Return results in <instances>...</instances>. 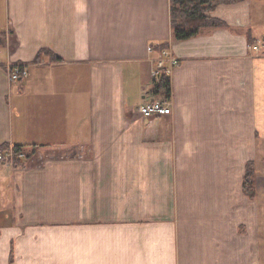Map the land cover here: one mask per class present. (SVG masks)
Masks as SVG:
<instances>
[{
	"label": "crops",
	"instance_id": "crops-1",
	"mask_svg": "<svg viewBox=\"0 0 264 264\" xmlns=\"http://www.w3.org/2000/svg\"><path fill=\"white\" fill-rule=\"evenodd\" d=\"M210 16L175 41L169 0H0V151L25 154L0 163V264H262L264 0ZM163 48L171 114L143 117Z\"/></svg>",
	"mask_w": 264,
	"mask_h": 264
},
{
	"label": "trees",
	"instance_id": "trees-1",
	"mask_svg": "<svg viewBox=\"0 0 264 264\" xmlns=\"http://www.w3.org/2000/svg\"><path fill=\"white\" fill-rule=\"evenodd\" d=\"M243 0H169V19L172 39L184 41L196 36L203 28L218 27L222 23L210 16L219 5H231ZM4 45V36L0 34V47ZM164 50L161 49L160 52ZM170 80L164 72L158 81H153L152 94L158 99H170ZM14 152H23L20 147L13 148ZM24 153V152H23ZM254 167L248 163L243 177V190L248 198L255 197Z\"/></svg>",
	"mask_w": 264,
	"mask_h": 264
},
{
	"label": "built area",
	"instance_id": "built-area-1",
	"mask_svg": "<svg viewBox=\"0 0 264 264\" xmlns=\"http://www.w3.org/2000/svg\"><path fill=\"white\" fill-rule=\"evenodd\" d=\"M147 50L150 52L152 47ZM177 64L178 60L167 49L162 50L155 61L154 69L151 71L152 80L158 81L162 72L169 76L172 68ZM7 71L11 82H17L28 76L27 68L21 64L10 65L7 67ZM138 112L143 117L168 116L171 114V107L169 101L156 99L140 106ZM22 158H25V154L22 151L17 153L13 149L7 152L0 151V163L2 164H11L13 160Z\"/></svg>",
	"mask_w": 264,
	"mask_h": 264
},
{
	"label": "rangeland",
	"instance_id": "rangeland-1",
	"mask_svg": "<svg viewBox=\"0 0 264 264\" xmlns=\"http://www.w3.org/2000/svg\"><path fill=\"white\" fill-rule=\"evenodd\" d=\"M259 249H260L259 256L261 255V263L264 264V230L262 231V241H261V245L259 246Z\"/></svg>",
	"mask_w": 264,
	"mask_h": 264
}]
</instances>
